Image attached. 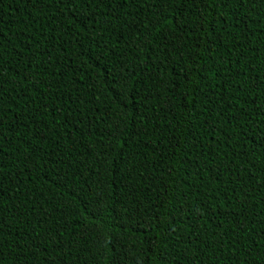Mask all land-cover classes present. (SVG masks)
Here are the masks:
<instances>
[{
  "label": "trees",
  "instance_id": "1",
  "mask_svg": "<svg viewBox=\"0 0 264 264\" xmlns=\"http://www.w3.org/2000/svg\"><path fill=\"white\" fill-rule=\"evenodd\" d=\"M79 5L0 0V264H264V0Z\"/></svg>",
  "mask_w": 264,
  "mask_h": 264
},
{
  "label": "snow or ice",
  "instance_id": "2",
  "mask_svg": "<svg viewBox=\"0 0 264 264\" xmlns=\"http://www.w3.org/2000/svg\"><path fill=\"white\" fill-rule=\"evenodd\" d=\"M26 3H32L33 6H36V4H40L42 3V0H25ZM58 2L62 3L64 2V0H58ZM72 2L74 3L75 0H72ZM109 2H111V0H109ZM223 2L225 3V5L227 4L228 0H223ZM93 3H96L97 5L98 4H101L103 3V0H80V5L81 7L85 6V5H91ZM182 15V14H180ZM3 136V133H0V137ZM3 231V228L0 227V232Z\"/></svg>",
  "mask_w": 264,
  "mask_h": 264
}]
</instances>
